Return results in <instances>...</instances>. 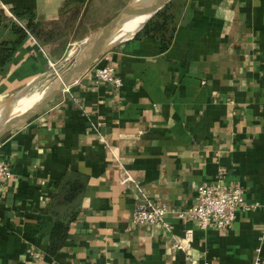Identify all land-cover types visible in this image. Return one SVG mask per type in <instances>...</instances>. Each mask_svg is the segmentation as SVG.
<instances>
[{
    "label": "crops",
    "instance_id": "crops-1",
    "mask_svg": "<svg viewBox=\"0 0 264 264\" xmlns=\"http://www.w3.org/2000/svg\"><path fill=\"white\" fill-rule=\"evenodd\" d=\"M65 1L0 0V9L48 23ZM177 9L168 46L135 34L112 45L0 135V161L11 169L0 182V264H188L189 256L252 264L259 244L264 264V0H184ZM8 38L1 24L0 40ZM60 39L28 36L0 73V104L61 62L74 43ZM102 65L120 87L94 82ZM66 169L88 178L50 254L54 216L42 208ZM124 174L140 191L120 182ZM218 177L259 204L238 208L227 228L177 215L196 202L198 184ZM140 196L166 204L167 227L132 222ZM186 228V250L172 247Z\"/></svg>",
    "mask_w": 264,
    "mask_h": 264
},
{
    "label": "trees",
    "instance_id": "trees-1",
    "mask_svg": "<svg viewBox=\"0 0 264 264\" xmlns=\"http://www.w3.org/2000/svg\"><path fill=\"white\" fill-rule=\"evenodd\" d=\"M84 2L85 0H66L60 8L59 19L48 23L37 21L29 10L16 12L14 9L5 10L1 8L0 25L7 26L11 38L0 40V73L5 70L17 48L28 36H33L40 43L60 39L61 36H56L51 26L59 24L63 16L70 11L67 9L72 5H75L74 11H72L75 17L80 10L78 5ZM177 2V0H169L135 33L134 38L151 35L156 37L164 47L168 46L171 43L173 31L178 21L176 13L178 9L174 11L172 8L175 6L179 8L182 1ZM48 25L51 26L47 28ZM87 178L88 176L84 172L76 169H66L59 174L55 183L51 184L52 196L42 208L43 211H48L54 216L48 234V253H56L66 239L69 223L75 215L72 203L84 190ZM64 208L67 211H64Z\"/></svg>",
    "mask_w": 264,
    "mask_h": 264
},
{
    "label": "water",
    "instance_id": "water-1",
    "mask_svg": "<svg viewBox=\"0 0 264 264\" xmlns=\"http://www.w3.org/2000/svg\"><path fill=\"white\" fill-rule=\"evenodd\" d=\"M167 1L130 0L106 26L75 42L61 62L0 104V135L11 126L25 121L56 92L72 83L102 51L133 36ZM141 16L146 18L131 34L118 37L122 24Z\"/></svg>",
    "mask_w": 264,
    "mask_h": 264
},
{
    "label": "built area",
    "instance_id": "built-area-1",
    "mask_svg": "<svg viewBox=\"0 0 264 264\" xmlns=\"http://www.w3.org/2000/svg\"><path fill=\"white\" fill-rule=\"evenodd\" d=\"M94 82H103L118 88L122 85L121 78L116 74L111 65L97 66L92 71ZM11 175L10 165L6 161H0V182L9 178ZM121 183L135 182L129 174H124L120 178ZM137 189L140 191L138 183ZM196 202L190 206L179 210L178 216H185L195 219L200 228L214 226L217 228L229 227L238 208L250 209L256 207L257 201L248 202L243 195V189L238 184H226L221 182V178L215 180H205L197 185ZM169 211L164 203L154 202L150 199L140 196L137 198L132 210V222L134 223H153L167 227L165 219ZM264 232V225L262 226ZM192 238L191 228H186L182 236L172 241V247L186 250L187 243ZM252 264H261L262 254L261 246L257 245L252 254ZM188 264H210L205 259H199L189 256Z\"/></svg>",
    "mask_w": 264,
    "mask_h": 264
},
{
    "label": "rangeland",
    "instance_id": "rangeland-1",
    "mask_svg": "<svg viewBox=\"0 0 264 264\" xmlns=\"http://www.w3.org/2000/svg\"><path fill=\"white\" fill-rule=\"evenodd\" d=\"M123 2L124 0H85L78 5L80 10L75 17L72 12L75 5H72L67 9L71 12L66 13L59 24L48 25L47 28L51 26L54 34L61 36V45L75 43L106 26L122 10ZM172 9L175 11L177 8L175 6ZM68 47L70 49L72 46Z\"/></svg>",
    "mask_w": 264,
    "mask_h": 264
},
{
    "label": "bare ground",
    "instance_id": "bare-ground-1",
    "mask_svg": "<svg viewBox=\"0 0 264 264\" xmlns=\"http://www.w3.org/2000/svg\"><path fill=\"white\" fill-rule=\"evenodd\" d=\"M145 18H146L145 16H141L122 24L118 33L119 34L118 37L119 38L127 37L144 21Z\"/></svg>",
    "mask_w": 264,
    "mask_h": 264
}]
</instances>
